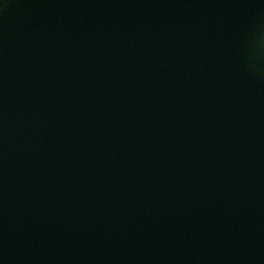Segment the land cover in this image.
I'll return each instance as SVG.
<instances>
[{
  "label": "water",
  "instance_id": "95a60500",
  "mask_svg": "<svg viewBox=\"0 0 264 264\" xmlns=\"http://www.w3.org/2000/svg\"><path fill=\"white\" fill-rule=\"evenodd\" d=\"M0 264H264V0H0Z\"/></svg>",
  "mask_w": 264,
  "mask_h": 264
}]
</instances>
